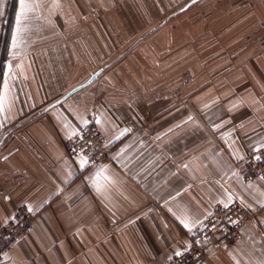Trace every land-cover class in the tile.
<instances>
[{
    "label": "crops",
    "instance_id": "crops-1",
    "mask_svg": "<svg viewBox=\"0 0 264 264\" xmlns=\"http://www.w3.org/2000/svg\"><path fill=\"white\" fill-rule=\"evenodd\" d=\"M228 1L0 0V228L36 216L1 264H166L234 202L256 221L205 264H264V42L205 72L198 45ZM89 125L95 167L64 149Z\"/></svg>",
    "mask_w": 264,
    "mask_h": 264
},
{
    "label": "built area",
    "instance_id": "built-area-1",
    "mask_svg": "<svg viewBox=\"0 0 264 264\" xmlns=\"http://www.w3.org/2000/svg\"><path fill=\"white\" fill-rule=\"evenodd\" d=\"M64 149L70 159L85 158L93 167L108 157L105 134L95 125H89L80 135L65 141ZM258 179L264 181V151L250 154L243 169L242 180L245 184ZM256 217L254 211L239 202L229 206L214 204L207 219L188 233V246L166 264H205L209 248L238 241L244 227L255 222ZM35 218L28 209L21 207L12 221L0 228V264L18 241L33 230Z\"/></svg>",
    "mask_w": 264,
    "mask_h": 264
},
{
    "label": "rangeland",
    "instance_id": "rangeland-1",
    "mask_svg": "<svg viewBox=\"0 0 264 264\" xmlns=\"http://www.w3.org/2000/svg\"><path fill=\"white\" fill-rule=\"evenodd\" d=\"M203 16L209 23L206 35L198 42L204 72L210 71L212 58H227L229 65L234 66L238 56L260 49L262 44L258 43L264 42V0H229L217 15L205 10ZM217 21L218 27L214 29L212 22Z\"/></svg>",
    "mask_w": 264,
    "mask_h": 264
},
{
    "label": "water",
    "instance_id": "water-1",
    "mask_svg": "<svg viewBox=\"0 0 264 264\" xmlns=\"http://www.w3.org/2000/svg\"><path fill=\"white\" fill-rule=\"evenodd\" d=\"M99 75V72L92 76V78L88 81L87 85L91 84Z\"/></svg>",
    "mask_w": 264,
    "mask_h": 264
},
{
    "label": "snow or ice",
    "instance_id": "snow-or-ice-1",
    "mask_svg": "<svg viewBox=\"0 0 264 264\" xmlns=\"http://www.w3.org/2000/svg\"><path fill=\"white\" fill-rule=\"evenodd\" d=\"M21 4H22V6H23V4H24V0H21ZM184 226H185L186 228L188 227L187 224H185Z\"/></svg>",
    "mask_w": 264,
    "mask_h": 264
}]
</instances>
